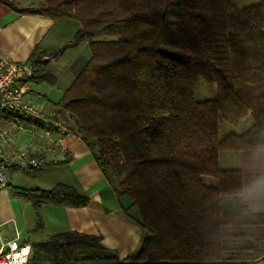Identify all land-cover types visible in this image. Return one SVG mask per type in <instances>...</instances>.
<instances>
[{
	"label": "trees",
	"instance_id": "obj_1",
	"mask_svg": "<svg viewBox=\"0 0 264 264\" xmlns=\"http://www.w3.org/2000/svg\"><path fill=\"white\" fill-rule=\"evenodd\" d=\"M39 13L80 24L68 45L86 41L90 57L54 106L72 120L118 197L136 207L142 236L118 259L99 236L78 231L31 242L29 264H264V196L248 189L264 177V0H40ZM39 81L44 61H28ZM205 81L215 96L198 100ZM247 114L249 129L218 137L219 119ZM222 151L239 152L222 168ZM215 180L206 184L204 178ZM31 200L84 206L88 197L56 184ZM223 196H240L226 210ZM129 207V208H128Z\"/></svg>",
	"mask_w": 264,
	"mask_h": 264
},
{
	"label": "crops",
	"instance_id": "obj_2",
	"mask_svg": "<svg viewBox=\"0 0 264 264\" xmlns=\"http://www.w3.org/2000/svg\"><path fill=\"white\" fill-rule=\"evenodd\" d=\"M4 5L0 7V58L26 62L35 51L44 64L39 81L30 80L28 88L54 106L90 57L86 41L67 46L80 24L20 13L21 9ZM61 145L64 153L59 164L30 173L9 172L7 187L0 189V245L15 237L31 244L50 235L78 231L99 236L101 244L118 259L128 256L142 236L137 218L123 210L128 201L124 204L123 197L116 195L80 136L69 131L61 137ZM59 183L86 195L87 204L53 205L28 195L30 190H49Z\"/></svg>",
	"mask_w": 264,
	"mask_h": 264
},
{
	"label": "built area",
	"instance_id": "obj_3",
	"mask_svg": "<svg viewBox=\"0 0 264 264\" xmlns=\"http://www.w3.org/2000/svg\"><path fill=\"white\" fill-rule=\"evenodd\" d=\"M33 70L27 61L0 58V189L10 171L30 173L63 160L61 137L71 124L28 88ZM31 257L30 244L18 237L0 245V264H29Z\"/></svg>",
	"mask_w": 264,
	"mask_h": 264
},
{
	"label": "rangeland",
	"instance_id": "obj_4",
	"mask_svg": "<svg viewBox=\"0 0 264 264\" xmlns=\"http://www.w3.org/2000/svg\"><path fill=\"white\" fill-rule=\"evenodd\" d=\"M259 0H229V2L237 8H242L247 5L253 4L258 2ZM7 4L8 6H11L16 9H39L40 6V0H0V7L5 6L4 4ZM193 93L196 99L198 100H204V99H210L215 96V88L212 84H209L205 81H198L197 84L193 87ZM69 123H73L72 120ZM253 120L250 114H247L242 119H240L236 123H226L223 120L219 119V128H218V137L222 138L224 135H226L229 132H234L237 134L243 133L247 129L250 128L252 125ZM239 152L234 151H222L219 154V162L220 166L222 168H237L240 166L238 163L239 161ZM204 181L206 184L215 185V180L205 177ZM124 204L128 201L127 205H129V199L127 196L123 197ZM222 205L224 209L226 210H237L241 207V199L240 196H223L222 197ZM129 208V207H128ZM128 212L131 216H133L135 219L139 216L138 211L136 207H130L128 209ZM141 237V236H140ZM140 246V243H137L134 247V249L130 252V254H134ZM129 254V255H130ZM87 264H105L107 261H87Z\"/></svg>",
	"mask_w": 264,
	"mask_h": 264
},
{
	"label": "clouds",
	"instance_id": "obj_5",
	"mask_svg": "<svg viewBox=\"0 0 264 264\" xmlns=\"http://www.w3.org/2000/svg\"><path fill=\"white\" fill-rule=\"evenodd\" d=\"M248 192L253 197L264 196V177L258 178L255 183L250 186Z\"/></svg>",
	"mask_w": 264,
	"mask_h": 264
}]
</instances>
